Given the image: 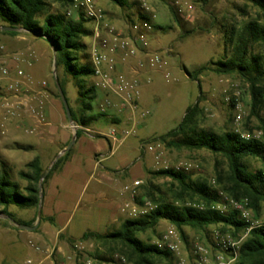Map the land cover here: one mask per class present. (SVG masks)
Masks as SVG:
<instances>
[{"label": "rangeland", "instance_id": "1", "mask_svg": "<svg viewBox=\"0 0 264 264\" xmlns=\"http://www.w3.org/2000/svg\"><path fill=\"white\" fill-rule=\"evenodd\" d=\"M97 3L105 14L103 22L99 25L101 33H104L105 22L108 26L127 30L129 23L139 19V12L149 16L152 30L148 34V50L162 56L166 63L163 70L169 73V76L165 77L163 71L150 69L149 80L144 81L140 86V109L148 110L149 114L143 119L145 127L142 129L136 127L134 133L130 134L135 142L152 134L153 137L162 135L176 127L185 109L193 104L198 106L196 122L201 128L221 133L235 128L247 131V125L253 128L252 131H260L258 127L261 125L260 119H264V107L259 112L260 117L250 116L249 85L243 79L235 74L217 75L211 70L203 71L196 80L188 75L199 66L220 59L228 52L229 47L225 44V40L231 30L239 31L248 22L254 21L264 25V13L252 0H128V5L125 7L118 6L110 0H97ZM66 8L67 5L63 6L59 2L50 0L47 10L64 13ZM45 14L44 12L39 16L40 21ZM85 25L92 30L97 27L92 20ZM20 31L24 32V30ZM36 38L38 43L33 47V51L37 54V58L32 56L27 58L30 62L28 64L24 59L26 56L23 55L19 63L20 69L34 80L43 79L49 82L56 92L58 88L55 78L58 76V82L65 93L69 107L77 111L81 106L78 101L79 89L72 79L65 77L60 66L57 69L55 66L54 72L51 46L44 39ZM82 41L89 51L95 37L92 34L83 37ZM1 43L0 40V48ZM253 47L255 52H264V43L254 44ZM3 50L0 49V55L3 54L1 53ZM8 85L0 83V115L4 116L0 120V163H4L10 170L11 178L22 186L26 182L19 177V172L27 171L26 163L38 156L46 172L52 166L54 152L49 149L45 141L36 143L35 133L30 130V127L18 126L17 107L13 103V96L17 90H9ZM99 102L98 99H93L92 113L100 112V106L97 108ZM5 103L11 106L9 109L11 112L8 113ZM236 105L239 106L243 115L239 123L234 122ZM107 121L106 116H100L91 122L89 127L106 132L108 126L101 124ZM122 127L130 126L124 124L121 125ZM145 143H156L161 150L159 163H156L154 155L147 151L152 158V167L149 171L155 172L161 169L163 164L172 166L178 162H190L193 167L189 173L193 179L203 178L213 188L221 187L217 182V176L219 173L225 174L228 169L226 160L222 156L204 149L175 148L168 145L166 141H153L151 137ZM245 161L251 171L264 170V160L248 157ZM177 191H179L177 183L169 177L148 173L138 189L137 202L146 200L153 204L146 192L155 199L160 197L173 199ZM190 204V202L187 203V205ZM223 210L232 209L226 206ZM8 211L17 222L8 215L0 213V264H26L27 258H33L35 262H42V264L62 262L64 264H124L121 259L125 260V264H132L116 250L111 252V246H103L91 239L50 242L38 235L27 233L29 230L21 229L19 226L23 225V222L30 223L29 226L35 225L38 208H18L12 205ZM263 213L264 204L259 213L256 214L252 210L250 218L251 220L261 219ZM41 220L40 215L34 230L39 227ZM169 227L177 232L178 250L170 252L169 257L157 261L156 264H178L181 260L183 264H198L194 261L193 253L196 244L204 245L208 252L206 260L200 264H215L221 257L224 263L233 264L232 252L221 250L215 240L216 233L223 236L231 235L222 234L216 225H210L204 229L183 226V233H181L170 222L160 220L154 229L140 233L138 237L145 242L155 244ZM109 230L111 229L105 231ZM243 238L244 234L239 237V240ZM29 241L40 246L42 252L33 250L28 244Z\"/></svg>", "mask_w": 264, "mask_h": 264}, {"label": "trees", "instance_id": "2", "mask_svg": "<svg viewBox=\"0 0 264 264\" xmlns=\"http://www.w3.org/2000/svg\"><path fill=\"white\" fill-rule=\"evenodd\" d=\"M50 0H0V26L21 28L33 37L47 41L55 50V66L62 68L65 77L72 79L79 89L77 111L70 108L71 117L78 125L86 126L105 116V112L92 113V101L95 98L96 87L90 77L94 67L90 60L87 45L83 37L93 34V30L85 25L89 19L80 17L70 19L60 11H48ZM61 5H69L71 0H53ZM112 3L125 7L128 0H110ZM264 13V0H252ZM46 13L40 21L39 16ZM139 19L150 22V17L139 12ZM1 34L15 35L17 31L0 30ZM42 36L47 37V39ZM50 41V42H49ZM264 43V25L256 21L248 22L239 31L231 30L225 40L229 50L222 58L209 61L199 66L188 75L196 77L205 70H211L217 75H237L249 85L251 96L250 116H259L264 107V52H255L254 44ZM58 80V76L56 77ZM64 93V91H63ZM65 94V93H64ZM56 95L59 97L58 93ZM88 112L89 114H86ZM197 104L188 106L178 125L162 135L152 137L153 141H166L175 148L188 150H208L222 156L227 163V172L219 173L217 182L219 189L213 188L203 178L193 179L189 172L159 169L149 171L157 176H167L176 182L179 191L173 199L160 197L155 199L149 192L146 195L153 201L154 207L137 218H125L117 229L105 233L95 231L84 232L79 240H94L103 246H111V252L123 254L132 264H156L169 257L170 252L157 248L156 244L145 242L138 234L154 229L160 220L173 224L181 233L183 226L204 229L216 225L222 234L229 233L239 239L244 234L236 249L233 264H264V224L250 227V223L239 216L236 210L220 211L211 208L212 204L221 201L219 192L233 199L246 198L248 206L257 214L264 204V170L251 171L246 158L264 160V143L261 139L243 138L234 130L221 133L201 128L197 125ZM258 127L264 138V119ZM247 131H252V127ZM79 128L76 137L81 134ZM70 150L61 155L51 166L42 180L44 188L53 172L58 171L68 159ZM27 171H20L19 177L25 185L11 178L10 170L0 163V213L8 215L12 205L18 208H38L40 191L39 183L45 173L38 156L26 163ZM190 202V205L187 203ZM201 205V207H199ZM258 219V218H256ZM23 225L30 223L23 222Z\"/></svg>", "mask_w": 264, "mask_h": 264}, {"label": "crops", "instance_id": "3", "mask_svg": "<svg viewBox=\"0 0 264 264\" xmlns=\"http://www.w3.org/2000/svg\"><path fill=\"white\" fill-rule=\"evenodd\" d=\"M17 32L15 35L1 34L0 37L1 49H4L0 55V66L9 69V74L1 83L18 82V89L13 96V103L17 107L16 122L20 127H30L35 133L36 143L45 141L54 152V160L71 141L73 128L60 97L50 83L44 81L45 85H42L43 79L34 80L20 69L23 55L26 61L31 56L37 58L33 47L38 42L26 31ZM14 55L18 58L14 59ZM140 57L141 54H137L127 60L119 59L117 70L127 76L134 75L141 86L149 80L151 70H136V61ZM27 63H30L29 60ZM18 70L22 72L20 76L17 75ZM90 79L93 83L99 81L95 76ZM95 87V98L99 103L109 102L105 111L107 124H101L108 126V131L91 128L90 124H76L82 130L81 134L70 148L68 159L58 171L52 173L44 186L39 207L41 223L36 230L27 232L50 242L77 240L86 231L105 233L106 229L118 227L122 220L128 218L122 211L123 204L130 197L124 187L131 185L133 180L143 181L152 167V158L144 144L154 135L135 142L130 135L123 134L124 130L132 126L144 128V120H139L138 114L121 108L120 100L113 91ZM138 105L140 107L139 98ZM1 118L4 116L0 115ZM124 124L130 127L121 128Z\"/></svg>", "mask_w": 264, "mask_h": 264}, {"label": "built area", "instance_id": "4", "mask_svg": "<svg viewBox=\"0 0 264 264\" xmlns=\"http://www.w3.org/2000/svg\"><path fill=\"white\" fill-rule=\"evenodd\" d=\"M65 16L70 19H79L80 17L92 20L96 23L97 27L93 29V35L95 41L90 46L89 54L90 60L94 67V74L92 76L98 77L99 81H95V86H101L106 90H111L119 98L121 108L126 109L132 113H136L139 116V120L144 119L149 114L148 110L140 109L138 105V98L140 94V85L138 79L134 75L127 76L117 70V61L127 60L137 54H141V57L136 61V70L138 69H152L161 70L165 77L169 76L166 70H163L165 61L162 56L157 52H151L148 50V34L152 30V25L149 21L144 19H138L129 23L127 30L122 28H116L108 26L104 23V33H101L99 25L103 22L105 14L99 7L97 0H71L68 7L64 12ZM104 35V36H103ZM1 49V48H0ZM17 59L18 56H12ZM136 73L135 70H133ZM9 74V69L5 66H0V83ZM21 70L17 71V75H21ZM45 85V82H42ZM9 90H17L18 82L10 83L8 85ZM5 107H8V113L11 112L9 104L5 103ZM109 106V102L106 100L100 104V112H105ZM243 118L242 111L239 106L236 105V112L234 113V122L239 123ZM135 130L132 126L129 129L123 131L124 135H130ZM235 132L239 133L241 137L249 139H262L261 131L253 130L240 131L235 128ZM115 132L114 130L112 131ZM145 150L154 155L156 163H159L161 157V150L156 143H145ZM193 165L190 162H178L172 166L163 164V169H173L174 171L189 172ZM142 184L141 180H133L131 185L124 187V190L130 194L129 200L122 206V211L125 212L128 218H137L138 216L145 214L151 210L154 205L149 201L143 200L141 203L137 202L138 189ZM221 201L217 204H212L211 208H215L220 211L227 206L239 213V216L245 221L250 223V227L264 224V213L261 219L251 220L252 209L248 206V200L246 198L233 199L228 198L222 192H219ZM201 207V205L199 206ZM215 240L221 250H228L232 252V261L236 257V249L239 246L241 240L233 239L229 235L215 234ZM29 246L37 251L42 252L40 246L33 242H28ZM158 249L168 252H176L178 250V235L174 228L169 227L166 229L155 242ZM194 261L198 264L206 260L207 249L202 244H196L194 247ZM222 260V257L215 264H226ZM121 262L125 264V260L121 259ZM26 264H42V262H35L33 258H27ZM60 264H64L63 262ZM178 264H183L181 260Z\"/></svg>", "mask_w": 264, "mask_h": 264}, {"label": "water", "instance_id": "5", "mask_svg": "<svg viewBox=\"0 0 264 264\" xmlns=\"http://www.w3.org/2000/svg\"><path fill=\"white\" fill-rule=\"evenodd\" d=\"M0 30H5V31H19V30H23L21 28H15V27H8V26H0ZM25 31V30H24ZM43 38L47 39V37L45 36H42ZM50 42V41H49ZM50 44V43H49ZM53 50V56H54V72H55V50ZM55 84L58 88V95L60 97V100L62 102V105H63V108H64V111H65V114H66V117L68 119V121L70 122L72 128H73V135H72V139L71 141L69 142V144L63 148L57 155L56 157L54 158L52 164L61 156L63 155L65 152L69 151L70 148L72 147L73 143L75 142L76 140V132H77V125L76 123L72 120V117H71V112H70V108H69V105H68V102L66 100V97L60 87V84L57 80V78H55ZM49 169L46 170V172L43 174L41 180H40V183H39V187H40V191H42V180L43 178L45 177V175L48 173ZM41 201H42V193L40 194V197H39V207H40V204H41ZM39 207H38V212H37V222L35 225L33 226H29V225H20L19 227L21 229H26V230H29V231H33L36 226L38 225V222H39V218H40V210H39ZM9 218V217H8Z\"/></svg>", "mask_w": 264, "mask_h": 264}]
</instances>
